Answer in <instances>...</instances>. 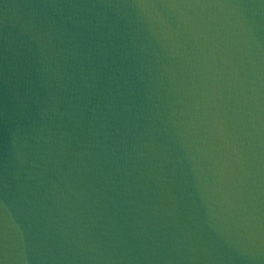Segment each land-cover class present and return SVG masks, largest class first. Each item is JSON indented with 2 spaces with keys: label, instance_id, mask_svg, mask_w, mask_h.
Here are the masks:
<instances>
[{
  "label": "water",
  "instance_id": "water-1",
  "mask_svg": "<svg viewBox=\"0 0 264 264\" xmlns=\"http://www.w3.org/2000/svg\"><path fill=\"white\" fill-rule=\"evenodd\" d=\"M0 264H264V0H0Z\"/></svg>",
  "mask_w": 264,
  "mask_h": 264
}]
</instances>
